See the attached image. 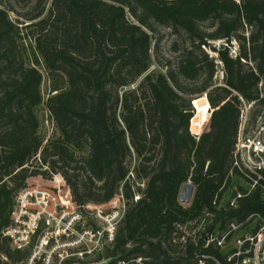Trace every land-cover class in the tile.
Wrapping results in <instances>:
<instances>
[{
    "label": "trees",
    "instance_id": "obj_1",
    "mask_svg": "<svg viewBox=\"0 0 264 264\" xmlns=\"http://www.w3.org/2000/svg\"><path fill=\"white\" fill-rule=\"evenodd\" d=\"M17 1L31 9L13 19L0 0V264L29 255L13 249L4 232L20 193L36 185L38 156L64 175L81 211L110 202L120 189L126 198L114 244L89 262L194 264L205 242L191 222L204 220L209 229L264 212L259 190L234 191L236 206L220 204L232 183L239 96L254 102L249 125L264 110V0ZM160 26L176 36L174 59L160 56ZM204 96L211 117L197 138L194 101ZM42 105L56 127L47 142ZM187 182L195 186L189 205L180 202Z\"/></svg>",
    "mask_w": 264,
    "mask_h": 264
},
{
    "label": "built area",
    "instance_id": "obj_2",
    "mask_svg": "<svg viewBox=\"0 0 264 264\" xmlns=\"http://www.w3.org/2000/svg\"><path fill=\"white\" fill-rule=\"evenodd\" d=\"M259 87L263 98V82ZM239 99L242 102L241 123L229 176L246 184L241 186L243 191L236 190L237 197L256 190L264 195V110L255 125H249L254 102L247 103L241 96ZM35 195L48 194L25 188L13 208L12 225L4 232L12 239L13 249L30 250L21 264H65L68 261H74L72 264H105L109 261L89 262L92 256L114 244L126 209H112L107 213L98 210L93 217L95 225L83 212H77V209L70 212L58 205L50 209L52 211L35 210L26 219L28 205L25 200ZM237 197L231 198L229 206H236ZM222 201L223 198L220 204ZM217 206L218 209L225 207ZM190 225L197 227L199 237L205 242L203 250L195 255L194 264H264V212H254L241 221L225 224L216 221L209 229L204 220L193 221ZM183 229L186 233V226ZM111 264L153 263L143 257H117Z\"/></svg>",
    "mask_w": 264,
    "mask_h": 264
},
{
    "label": "rangeland",
    "instance_id": "obj_3",
    "mask_svg": "<svg viewBox=\"0 0 264 264\" xmlns=\"http://www.w3.org/2000/svg\"><path fill=\"white\" fill-rule=\"evenodd\" d=\"M3 2H4L3 4H5L3 6L6 9H8L9 14L13 19H16L18 17L22 18L31 9V3L30 4L20 3L17 0H3ZM246 34L247 35L249 34L248 31H246ZM156 38L157 39L160 38L161 40L160 50H159L161 58L174 59L176 57V54L173 53L170 49H171L172 42L176 39V36L172 33L171 29L164 27V26H160L158 28V32L156 33ZM177 39L180 42H182V38H177ZM230 51L232 55L238 54L239 43L237 42V40L232 41ZM210 53L213 55L212 51H210ZM41 70L44 74L43 95H44V98L47 99L51 92L50 86H49L46 72L44 71L43 68H41ZM221 71H222V67L221 65H219L218 73L216 76V82L218 84H222V72ZM194 105L196 106V114H195L194 119L191 122V132L194 135L199 136L209 126V120L211 117L210 116L211 107L208 103L206 96L198 100H195ZM38 115L41 121L40 122L41 123L40 133L46 139V142H47V140L55 134V129H56L55 122L50 117V114L45 105H42L38 109ZM34 169L41 172L38 174H33L34 177H38V178H35L36 185L31 184L27 186L26 188H29L35 191H43V192H46L48 195L47 196L46 195L45 196L35 195L34 198L29 196V198L25 200V203H26L25 205H28L27 206L28 216L26 215V219H28L31 215V212H35V210H37V212L45 211V209H47L48 211H52L50 209H53L55 205H58L59 208L69 210L70 212H72L74 209H77V212L81 211L79 210L78 205L74 202L72 191L70 190L71 187L69 186L64 175L61 172L51 173L48 169V164L47 163L43 164L39 156L34 163ZM133 181H134V177L132 176L131 182ZM138 183L141 185V188H144V184L141 180H138ZM242 185H246V184L244 182L239 181L238 179L233 178L230 187L224 193L222 203L231 200L233 192L236 190H240V187ZM137 188H138L137 184L136 185L134 184V189L136 192H137ZM65 189H67L66 190L67 197L60 194ZM137 194L139 195V193ZM138 195L135 197V199L138 198ZM60 198L63 200L62 202ZM126 204H127L126 198L123 195L122 190L120 189L119 194H117L110 202L106 204H102V205L88 204L86 208H83L84 211H81V212H83V214H85L88 217L92 225H95L93 217H94V214L98 210H101L105 213L110 212L112 209L122 210V209H126V206H125ZM103 251L104 250H102L101 252ZM95 257H96V254L92 256L93 259ZM0 260L5 261V259L1 257V255H0ZM9 263L21 264L20 261H14V262L9 261Z\"/></svg>",
    "mask_w": 264,
    "mask_h": 264
},
{
    "label": "water",
    "instance_id": "obj_4",
    "mask_svg": "<svg viewBox=\"0 0 264 264\" xmlns=\"http://www.w3.org/2000/svg\"><path fill=\"white\" fill-rule=\"evenodd\" d=\"M194 191H195V186L191 182L185 183L181 190L180 202L182 204L189 205L192 201Z\"/></svg>",
    "mask_w": 264,
    "mask_h": 264
}]
</instances>
